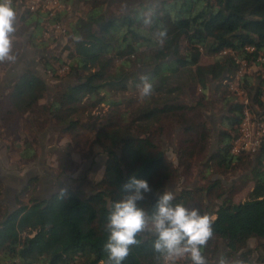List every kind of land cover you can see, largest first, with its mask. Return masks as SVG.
Returning a JSON list of instances; mask_svg holds the SVG:
<instances>
[{
	"label": "trees",
	"instance_id": "trees-1",
	"mask_svg": "<svg viewBox=\"0 0 264 264\" xmlns=\"http://www.w3.org/2000/svg\"><path fill=\"white\" fill-rule=\"evenodd\" d=\"M57 1L63 5L72 2ZM82 1L90 6L81 11L71 25V48L65 57L52 59L54 64L50 60L47 65L51 76L66 66L67 75H72L75 83L54 93L50 103L40 104L47 95V85L36 73L26 70L10 86L6 94L9 109L0 110V122L13 127L15 118L20 115L52 114L67 126V131H73L80 124L74 115L86 96H97L111 89L123 92L136 89L144 75L152 80L153 91L132 110L118 111L120 103L108 101L111 114L99 121L92 141L105 155L104 173L90 193L67 189L38 201L32 196L36 182L33 178L20 192L22 196L28 194L30 204L18 205L8 212L1 202L0 191V262L3 264H102L106 259L102 245L106 239L104 224L108 202L120 198L122 185L136 177L146 179L156 193L165 191L178 175L179 166L189 170L187 161L196 155L198 147L206 146L208 131L204 123L185 113L179 115L176 121L185 139L178 148L180 163L175 167L167 159L161 135L166 119L176 117L179 111L194 110L177 102L183 86L195 84L205 99L209 80L223 81L237 72L239 65L234 57L220 54L224 50H229L247 66L253 64L260 68L255 83L246 73L241 82L250 86L247 96L251 114L264 116V77L261 74L264 69V0H159L140 3L119 14H106L103 0ZM16 2L12 0L20 15L18 22L26 27L17 33L19 35L32 24H40L50 13L41 17L39 9L21 10V3ZM64 14V9L56 12L50 22L58 23ZM175 36L176 40L171 41ZM245 47H253V51L248 52ZM152 48H156V55L151 52ZM201 49L225 58L200 64ZM166 58H170L169 61H164ZM114 59L119 65L112 73L107 72ZM141 66L151 69L140 71ZM182 75L186 77L184 84L178 80ZM226 100L229 114L221 120L220 147L205 165L212 167L218 176L236 171L245 165L244 158L252 155L232 153L246 106L239 99L232 101L227 96ZM104 102L107 101L103 96L95 104ZM197 104L203 106L201 101ZM63 158L60 156L58 162L65 161ZM248 163L254 172L253 187L244 201L234 202L231 195H226L228 188L221 180L204 179V175L203 185L184 188L175 196L176 202L198 207L215 217L213 235L203 248L208 264H217L221 255L243 259L246 264H264V142ZM219 199L221 203L215 204ZM154 201V195L149 194L142 203L151 209ZM140 239L142 242L132 246L123 264H162L163 258L152 247L154 237L142 233ZM251 239L255 240L253 249L248 246ZM254 252L255 261L252 260ZM216 254L219 255L216 257ZM181 264L189 262L184 260Z\"/></svg>",
	"mask_w": 264,
	"mask_h": 264
},
{
	"label": "rangeland",
	"instance_id": "rangeland-1",
	"mask_svg": "<svg viewBox=\"0 0 264 264\" xmlns=\"http://www.w3.org/2000/svg\"><path fill=\"white\" fill-rule=\"evenodd\" d=\"M157 1L159 0H103V3L106 14H119L127 12L140 3ZM89 6V3L82 0H72L67 5L59 4L57 0H50L46 7L39 8L41 17L48 11L50 12L49 15L43 17L42 21L39 20L40 24H32L21 35L17 33L22 31V29L25 30L26 27L21 22H18L20 21V15H17L14 25L16 29L14 33L17 35L12 34V53L15 56V60L0 61V110L5 111L8 108L6 94L13 84V80H16L26 70L31 69L37 75H40L47 85V95L39 102L40 104L50 103L54 93H58L60 89L75 83L76 79L72 75H67L68 69L66 66L61 67L55 76H51V72L47 71V65L50 60L67 55L68 49L72 46L71 25L77 20L79 13L87 10ZM63 9L65 14L58 23L52 24L50 21L53 15ZM176 38L175 36L170 38V40L175 41ZM164 50L166 52L168 49L165 48ZM200 51V64H210L216 58H225L209 54L203 49ZM151 52L156 55V48H152ZM169 59L166 58L164 61H169ZM51 63H53V60ZM118 65V60L114 59L107 72L112 73ZM150 69L144 66L140 67V71ZM244 69L245 73L251 76L252 83H255L259 73L256 65H246ZM230 75L228 79L223 81L209 80V89L205 99H202L200 89L195 84L188 83L183 86L177 102L181 106L194 107L193 112L188 110L179 111L176 113V117H170L165 120V131L161 135L162 146L167 159L175 167L179 166L180 163L177 156L178 148L185 139L181 126L176 121L177 117L185 113L187 117L193 120L202 121L208 131L206 146H203V148L198 147L196 155L187 161L190 164V169L184 170L183 166H179L178 175L174 182L168 185L167 190L169 188L173 190L175 196L180 194L184 188L191 189L203 185L205 181L202 179V175L205 176L204 179L221 180L226 188L229 189V191L228 189L225 190L226 195H231L234 202L244 201L253 187L254 172L250 170V166L248 167V162L252 160L254 154L244 158L243 163L245 165L222 176L214 174L212 167L205 166L208 158L217 152L220 147L218 133L223 128L221 120L229 114L227 113L229 101L226 100V97L232 98V101L241 100L243 97L238 96L237 93L241 94V91L244 90L245 95H248L250 90V86L247 85L246 87V84L243 81H239L235 74ZM184 77L185 75H182L178 79L181 84L185 83L186 77ZM218 85H220V88ZM103 96L107 102L95 104L98 98ZM108 101L119 102L120 107L117 110L125 111L141 105L143 98L140 97L138 88L130 89L126 92L111 89L101 92L97 96H86L79 104L77 114L74 115V118L80 120V124L72 129L73 131H67V126L60 123L52 114H45L42 117H36L30 113L18 114L20 116L15 118L13 127H8L0 122V183L2 184L0 191L1 201L3 200L8 212L14 211L18 205L30 204L28 194L22 196L20 192L33 178L36 179V182L33 186L34 192L31 193L36 199L37 191L41 186V179L46 177L48 169L54 170L57 175L63 174L67 176L70 180V186L67 188L69 190H75V185L80 184V182L82 184L86 179L90 180L92 182L90 188L82 185L79 191L84 194L91 192L94 185L102 179L104 173V153L98 146L93 145L92 141L93 131L99 127V121L104 120L103 117L105 118L111 114ZM200 101L203 106H196ZM127 117L129 120L130 116ZM44 154H46L45 158H43ZM55 156L56 162H53L52 159ZM60 156H63L65 161L58 162ZM102 157L104 158L102 159ZM89 161H92L90 165L88 164ZM96 168L99 171L95 170ZM41 195L42 193L39 192V196ZM37 200L41 201V199ZM216 203H221V199L215 201ZM249 245L254 247L255 240L251 239ZM221 247V249H224L225 245ZM218 255L216 254V257ZM253 255L252 260H257L255 252ZM0 264L3 263L0 262Z\"/></svg>",
	"mask_w": 264,
	"mask_h": 264
},
{
	"label": "clouds",
	"instance_id": "clouds-1",
	"mask_svg": "<svg viewBox=\"0 0 264 264\" xmlns=\"http://www.w3.org/2000/svg\"><path fill=\"white\" fill-rule=\"evenodd\" d=\"M16 18L17 9L12 0H0V61L15 60L12 34L16 31ZM138 90L141 98L151 95L153 82L147 75L141 77ZM122 189L120 198L108 202L106 239L102 245L106 259L102 264H123L132 246L142 242V233L154 237L152 247L165 264H178L182 260L189 264H208L203 248L213 235V215L176 202L170 188L156 193L143 178L131 177ZM149 194L155 197L151 209L142 203ZM217 264H246V261L221 255Z\"/></svg>",
	"mask_w": 264,
	"mask_h": 264
},
{
	"label": "built area",
	"instance_id": "built-area-1",
	"mask_svg": "<svg viewBox=\"0 0 264 264\" xmlns=\"http://www.w3.org/2000/svg\"><path fill=\"white\" fill-rule=\"evenodd\" d=\"M17 5H21L22 8L28 9L29 11H35L39 9L40 7H46L50 0H17ZM245 50L248 52L253 51V47H245ZM221 55L226 56H233L235 63L239 65V68L237 72L235 73V76L238 78L239 81H241V78L245 74L244 67L246 64L243 61H240L238 58L234 56L233 53L228 51H223L220 53ZM258 60L263 61L262 58H259ZM258 70L260 69L258 65H256ZM262 76L264 77V69H261ZM238 96L240 95L241 103L245 105V109L243 112V119L239 128L240 135L238 138L233 142V148L232 153L234 154H240V153H248V154H255L259 147L261 146L262 142H264V116H255L251 114L250 109L248 108L249 105V99L248 96L245 95V91H241L240 93H237ZM184 261V260H182ZM182 261H179L178 264H181ZM62 264H77V263H62ZM101 264V263H99ZM162 264H165V261L162 259Z\"/></svg>",
	"mask_w": 264,
	"mask_h": 264
},
{
	"label": "crops",
	"instance_id": "crops-1",
	"mask_svg": "<svg viewBox=\"0 0 264 264\" xmlns=\"http://www.w3.org/2000/svg\"><path fill=\"white\" fill-rule=\"evenodd\" d=\"M32 72H34V71H32ZM38 76L41 77L40 75H38ZM18 78H16V79H18ZM14 81L15 80H13V82ZM45 157H46V154H44L43 158H45ZM104 157H105V155H104ZM104 157H102V159ZM52 161L56 162V156L53 157ZM91 163H92V161H89L88 164L90 165ZM95 170L99 171L98 168H96ZM47 171L48 172L46 173V177L41 179V186H40V189L37 191L38 195L36 194V199L44 200L45 198H47L49 196H52L53 194H55V193H57L59 191H63L65 189L69 188V186H70V180H69V178L67 176H65L63 174L57 175L56 172L54 170H52V169H48ZM82 185H84L86 188H90V186L92 185V182L90 180L86 179V180H84L82 182V184H81V182H80V184H76L75 185V190H80L82 188L81 187ZM39 192L42 193V195H41L42 197L39 196ZM11 194L13 195V193H11ZM1 202L3 204V200ZM248 246H249L250 249L254 248L253 246H251L249 244H248Z\"/></svg>",
	"mask_w": 264,
	"mask_h": 264
},
{
	"label": "flooded vegetation",
	"instance_id": "flooded-vegetation-1",
	"mask_svg": "<svg viewBox=\"0 0 264 264\" xmlns=\"http://www.w3.org/2000/svg\"><path fill=\"white\" fill-rule=\"evenodd\" d=\"M50 197H51V196H49V197L45 198V200L49 199Z\"/></svg>",
	"mask_w": 264,
	"mask_h": 264
}]
</instances>
